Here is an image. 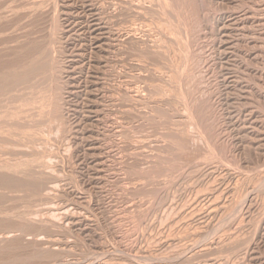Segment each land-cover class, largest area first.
<instances>
[{
	"label": "rangeland",
	"instance_id": "374dc122",
	"mask_svg": "<svg viewBox=\"0 0 264 264\" xmlns=\"http://www.w3.org/2000/svg\"><path fill=\"white\" fill-rule=\"evenodd\" d=\"M19 1L0 59L37 69L0 93V219L30 203L32 229L0 255L264 264V0Z\"/></svg>",
	"mask_w": 264,
	"mask_h": 264
},
{
	"label": "bare ground",
	"instance_id": "6f19581e",
	"mask_svg": "<svg viewBox=\"0 0 264 264\" xmlns=\"http://www.w3.org/2000/svg\"><path fill=\"white\" fill-rule=\"evenodd\" d=\"M18 1H19V0H18ZM28 1H29V0H28ZM28 1H27V2H28ZM12 2H13V1H12ZM19 2H20V1H19ZM4 3H5V2H4ZM21 3L23 4V2H21ZM21 3H20V4H21ZM29 3H31V2H29ZM10 4H13V3H10ZM201 4H202V3H201ZM17 5H18V4H17ZM0 6H1V4H0ZM6 6H7V4H6ZM27 6H28V5H27ZM192 6H193V5H192ZM2 7H3V6H2ZM4 7H5V6H4ZM9 7H10V6H9ZM21 7L25 8L24 6H21ZM0 8H1V7H0ZM6 8H7V7H6ZM26 8H27V7H26ZM26 8H25V10H26ZM28 8H29V7H28ZM194 8H196V7H194ZM201 8H202V7H201ZM205 8H206V7H205ZM12 9H13V8H12ZM12 9H10V10L7 9V11H11ZM15 9H16V8H15ZM15 9H14V10H15ZM17 9H18V7H17ZM17 9H16V10H17ZM27 10H28V9H27ZM27 10H26V11H27ZM170 10H171V9H170ZM1 11H2V10L0 9V12H1ZM3 11L5 12V10H3ZM12 11H13V10H12ZM12 11H11V13H12ZM22 11H24V10H22ZM26 11H25V12H26ZM4 12H3V13H4ZM14 12H15V11H14ZM18 12H19V11H18ZM176 12H177V11H176ZM22 13H23V12H22ZM172 13H173V12H172ZM191 13H192V12H191ZM0 14H2V13H0ZM16 14H17V13H16ZM24 14H25V13H24ZM28 14H29V13H28ZM20 15H21V14H20ZM20 15H19V16H20ZM174 15H175V14H174ZM184 15H185V14H184ZM175 16H176V15H175ZM208 16H209V14H208ZM2 17H3V16H2ZM25 17H26V16H25ZM3 18H4V17H3ZM21 18H22V17H21ZM26 18H27V17H26ZM28 18H29V17H28ZM194 18H195V17H194ZM168 19H170V18H168ZM202 19H203V18H202ZM17 20H18V19H17ZM24 20H25V19H24ZM196 20H197V18H196ZM199 20H200V19H199ZM19 21H21V20H19ZM22 21H23V20H22ZM29 21H30V20H29ZM174 22H175V21H174ZM195 22H196V21H195ZM199 22H200V21H199ZM169 23H170V22H169ZM175 24H176V23H175ZM173 25H174V24H173ZM176 26H177V25H176ZM23 27H24V26H23ZM2 28H3V27H1V29H2ZM12 28H13V27H12ZM24 28H25V27H24ZM174 28H175V27H174ZM199 28H200V27H199ZM236 28H237V27H236ZM1 29H0V31H1ZM4 29H5V27H4ZM26 29H27V28H26ZM14 30H15V29H14ZM7 31H8V30H7ZM26 31H27V30H26ZM30 31H31V30H30ZM173 31H174V30H173ZM27 33H29V32H27ZM27 33H26V34H27ZM37 34H38V33H37ZM19 35H20V34H19ZM27 35H28V34H27ZM41 35H42V34H41ZM19 37H20V36H19ZM30 37H31V36H30ZM16 38H17V37H16ZM24 39H25V37H24ZM24 39H23V40H24ZM27 39H29L28 36H27ZM49 39H50V38H49ZM17 40H18V39H17ZM17 40H15V41H17ZM19 40H20V39H19ZM25 40H26V39H25ZM10 41H11V40H10ZM31 41H32V39H31ZM23 42H25V41H23ZM28 42H30V41H28ZM38 42H39V40H38ZM42 42H43V41H42ZM42 42H41V40H40V44H41ZM34 43H35V42H34ZM36 43H37V41H36ZM6 44H7V43H5V45H6ZM16 44H17V42H16ZM16 44H15V45H16ZM19 44H20V43H19ZM37 44H38V43H37ZM37 44H35V45H37ZM43 44H44V43H43ZM1 45H2V44H1ZM5 45H2V46L4 47ZM19 46H22V44L19 45ZM19 46L14 47L16 50H13V51H14L13 56H12L11 58L8 57V58H10L11 60L9 59V61H7V62H2L3 60L0 59V61H1V62H0V93H2V94L5 93V90L8 91V89H9V88H12L13 86H14V89H15V87H16L15 85H17V84L19 85V83L22 84V82L28 81L29 78H30V76L32 75V74H31V71H32L34 68L32 69L31 66H32L34 63L31 65V59L28 60V61L25 62V63H21V60H22V57H23V56H25V57H26V56H27V57L30 56V52H31V50H32V49L30 48V44H29V47H28L27 45H26V46H22V47H24V53H20V52H19V51H20V50L18 49ZM33 46H34V45H33ZM37 46H38V45H37ZM42 46H43V45H42ZM3 47H2V48H3ZM39 47H40V46H39ZM2 48H1V49H2ZM4 48H5V47H4ZM14 48H13V49H14ZM34 48H35V47H34ZM37 48H38V47H37ZM1 49H0V50H1ZM5 49H6V48H5ZM5 49H4L5 52H7V51L9 50V49H8V50L6 51ZM41 49H42V48H41ZM11 50H12V49H11ZM21 50H23V48H22ZM2 51H3V49H2ZM32 51H33V50H32ZM45 51H46V50H45ZM45 51H44V52H45ZM52 51H53V50H52ZM0 52H1V51H0ZM5 52H4V53H5ZM41 52H42V51H41ZM44 52H43V53H44ZM53 52H54V51H53ZM8 53H9V52H8ZM34 53H35V52H34ZM34 53H33V54H34ZM36 53H37V52H36ZM36 53H35V54H36ZM2 55L4 56L5 54H2ZM31 55H32V54H31ZM37 55H38V54H37ZM39 55H40V54H39ZM39 55H38V57H39ZM43 55H44V54H43ZM43 55H42V56H43ZM0 57H1V55H0ZM33 57H35V56H33ZM33 57H32V58H33ZM23 58H24V57H23ZM29 58H30V57H29ZM36 58H37V56L35 57V59H36ZM44 58H45V57H44ZM2 59H3V58H2ZM26 59H27V58H26ZM45 59H46V58H45ZM47 59H48V58H47ZM32 60L35 62L34 59H32ZM39 60H40V59H39ZM42 61L44 62L43 59H42ZM37 62H39V61L37 60ZM43 62H42V63H43ZM55 63H56V62H55ZM36 64H37V63H36ZM39 64H41V61L39 62ZM39 64H38V65H39ZM44 64H45V63H44ZM46 64H47V63H46ZM52 64H53V63H52ZM231 64H232V63H231ZM42 65H43V64H42ZM42 65H41V66H42ZM60 65H61V64H60ZM54 66H55V65H54ZM61 66H62V65H61ZM33 67H35V66L33 65ZM38 68H39V67H38ZM40 68H41V67H40ZM55 68H56V67H55ZM175 68H176V67H175ZM229 68H230V67H229ZM35 69H37V66L35 67ZM178 69H179V68H178ZM182 69H183V68H182ZM43 70H44V69H43ZM35 71H36V70H35ZM39 71H40V70H39ZM39 71H38V72H39ZM173 71H174V70H173ZM173 71H172V72H173ZM179 71H180V70H178L177 72H179ZM51 72H52V71H51ZM174 72H175V71H174ZM187 72H188V71H187ZM40 73H41V72H40ZM40 73H39V74H40ZM179 73H180V72H179ZM188 73H189V72H188ZM35 74H37V71H36ZM35 74H34V77H35ZM39 74H38V76H39ZM192 74H193V73H192ZM196 75H197V74H196ZM40 76H41V77H39V78H43V79L46 78V77L44 78L42 75H40ZM47 77H48V76H47ZM56 77H57V76H56ZM31 79H32V80H36V78H35V79L31 78ZM37 79H38V78H37ZM55 79H56V78H55ZM185 79H186V78H185ZM195 79H196V78H195ZM176 80H177V78H176ZM190 80H191V79H190ZM38 81H40V80L38 79ZM40 82H41V81H40ZM40 82H38V83H40ZM32 83H33V82H32ZM41 83H42V82H41ZM43 83H44V82H43ZM35 84H36V83H35ZM195 84H196V83H194V85H195ZM22 85H23V84H22ZM22 85H21V86H22ZM27 85H28V84H27ZM30 85H31V84H30ZM33 85H34V84H33ZM33 85H32V86H33ZM39 85H40V84H39ZM39 85H35V86H39ZM43 85H44V84H43ZM179 85H180V84H179ZM19 86H20V85H19ZM23 86H24V85H23ZM23 86H22V88H23ZM28 87H29V86H28ZM19 88H20V87H19ZM24 88H25V87H24ZM33 88H34V87H33ZM40 88H41V87H40ZM195 88H196V87H195ZM16 89H17V88H16ZM25 89H26V88H25ZM41 89H42V88H41ZM9 90H12V89H9ZM178 90L181 91L180 89H178ZM249 90H250V89H249ZM17 91H19V90L17 89ZM17 91H16V92H17ZM21 91H22V90H21ZM28 91H30V90L28 89ZM34 91H35V90H34ZM55 91H56V90H55ZM3 92H4V93H3ZM8 92L11 93L10 91H8ZM42 92H43V90H42ZM40 93H41V91H40ZM14 94H15V92H14ZM14 94H13V95H14ZM23 94H26V93H23ZM43 94H44V93H43ZM240 94H241V93H240ZM18 95H19V94H18ZM186 95H188V94H186ZM14 96H15V95H14ZM22 96H23V95H22ZM35 96H36V95H35ZM25 97H26V96H25ZM27 97H28V96H27ZM39 97H40V96H39ZM42 97H43V96H42ZM28 98H29V97H28ZM22 99H23V98H22ZM35 99H36V98H35ZM11 100H12V99H11ZM13 100H14V99H13ZM15 100H16V99H15ZM28 100H29V99H28ZM41 100H43V99L41 98ZM195 100H196V99H195ZM20 102H21V101H20ZM24 103H25V102H24ZM39 103H40V102H39ZM47 104H48V103H47ZM12 106H13V105H12ZM203 106H204V104H203ZM25 107H26V106H25ZM189 107H190V106H189ZM201 107H202V106H201ZM14 108H15V107H14ZM9 109H10V108H9ZM17 109H18V108H17ZM30 109H31V108H30ZM43 109H44V107H43ZM186 109H187V108H186ZM191 109H192V108H191ZM18 110H19V109H18ZM20 110H21V109H20ZM24 110H25V109H23L22 111H24ZM26 111H27V110H26ZM30 111H31V110H30ZM189 112H190V111H189ZM201 112H202V111H201ZM17 113H20V111L17 112ZM24 113H25V112H24ZM12 114H13V113H12ZM14 114H15V113H14ZM14 114H13V116H14ZM22 114H23V112H22ZM25 115H27V114H25ZM40 115H41V114H40ZM16 116H17V115H16ZM23 116H24V115H23ZM18 118H19V116H18ZM196 118H197V117H196ZM196 118H195V119H196ZM44 119H45V118H44ZM28 120H29V119H28ZM15 121H16V120H15ZM193 121H194V120H193ZM12 123H13V122H12ZM200 123H201V122H200ZM204 123H205V122H204ZM10 124H11V123H10ZM7 125H8V124H7ZM25 125H26V124H25ZM49 126H50V125H49ZM17 127H18V126H17ZM192 128H193V127H192ZM19 129H20V128H19ZM34 129H35V128H34ZM44 130H45V129H44ZM190 130H191V129H190ZM184 134H185V133H184ZM22 136H23V135H22ZM9 137H10V136H9ZM18 137H19V136H18ZM191 137H192V136H191ZM7 138H8V137H7ZM19 140H20V139H19ZM196 140H197V139H196ZM17 143H18V142H17ZM23 143H24V142H23ZM201 143H202V142H201ZM17 145H18V144H17ZM19 146H21V145H19ZM181 149H182V148H181ZM27 154H28V153H27ZM22 155H23V154H22ZM28 157H29V156H28ZM24 158H25V157H24ZM26 158H27V157H26ZM28 160H29V159H28ZM19 161H20V160H19ZM10 162H11V161H10ZM27 162H28V161H27ZM27 162H26V163H27ZM13 166H14V165H13ZM18 166H19V165H18ZM26 166H27V165H26ZM5 167H6V166H5ZM18 168H19V167H18ZM23 168H24V166H23ZM27 168H28V167H27ZM19 169H20V168H19ZM25 169H26V168H25ZM20 170H21V169H20ZM17 171H18V170H17ZM29 171H30V169H29ZM11 172H12V171H11ZM15 172H16V171H15ZM20 172H21V171H20ZM27 172H28V170H26V173H27ZM4 173H5V172H4ZM0 174H1V173H0ZM2 174H3V173H2ZM23 174H24V173H23ZM27 174H28V173H27ZM3 175H4V174H3ZM28 175H29V174H28ZM1 176H2V175H1ZM6 176H7V174H6ZM26 176H27V175H26ZM29 176H30V175H29ZM1 178H2V177H0V179H1ZM8 178H10V177H8ZM27 178H28V177H27ZM10 179H15V178H10ZM10 179H9V180H10ZM24 179L26 180V177H25ZM24 179H23V180H24ZM30 179H31V178H30ZM23 180H22V181H23ZM6 181H7V180H5V182H6ZM13 181H15V180H13ZM18 181H19V180H18ZM18 181H15V183H18ZM0 182H1V181H0ZM19 182H20V181H19ZM25 182H27V181H25ZM6 183H8V182H6ZM6 183H5V184H6ZM27 183H28V182H27ZM5 184H4V182H3V185H5ZM8 184H11V185H12V183H8ZM22 184H23V185H21V183H20L21 186H19V187H21V188L23 189V191H24L25 189L28 188V185H29V184H28V185H25L26 187H22V186H24V183H22ZM30 184H31V182H30ZM3 185H2V186H3ZM14 185H15V184H14ZM16 185H17V184H16ZM32 186H34V184H33ZM5 187H6V186H5ZM11 187L13 188V186H10V185H9L8 188H10V190L12 191V188H11ZM14 187H15V186H14ZM16 187H17V186H16ZM16 187H15V188H16ZM17 188H18V187H17ZM17 188H16V189H17ZM21 188H20V189H21ZM24 188H25V189H24ZM18 189H19V188H18ZM18 189H17V191H15L16 193L19 192V191H21V190H18ZM29 189H30V188H29ZM46 189H47V188H46ZM13 190H14V188H13ZM5 191H6V190H5ZM25 191H26V190H25ZM32 191H33V190H32ZM21 192H22V191H21ZM26 192H30V191L28 190V191H26ZM22 193H24V192H22ZM34 193H35V192H34ZM19 194H20V193H19ZM24 194H25V193H24ZM29 194H30V193H29ZM31 194H32V193H31ZM31 194H30V195H31ZM7 195H9V194H7ZM7 195H6V197H7ZM25 195H26V194H25ZM11 196H12V195H11ZM21 196H23V194H22ZM26 196L28 197V194H27ZM36 196H37V194H36ZM9 197H10V195H9ZM14 197H15V196H14ZM0 198H2V197H0ZM16 198H17V197H15V199H16ZM29 198H31V196H30ZM29 198H28V199H29ZM35 198H36V197H35ZM3 199H5V197H4ZM7 199H8V198H7ZM10 199L12 200V198H9V201H10ZM20 199H21V198H20ZM1 200H2V199H1ZM26 200H27V199H26ZM5 201H6V203L8 202L6 199H5ZM17 201H18V200H16L15 202H17ZM29 201H31V200H29ZM12 202H13V201H12ZM0 203H1V201H0ZM4 203H5V202H4ZM2 204H3V202H2ZM27 204H28V202H27ZM6 205H7V204H6ZM6 205H5V206H6ZM11 205H12V204H11ZM15 205H17V204H15ZM15 205L11 206V207L14 208V209L11 208V209H10L11 211L15 210ZM3 206H4V205H2V206H0V207H3ZM5 206H4V207H5ZM8 206H9V204H8ZM8 206H7V207H8ZM28 206H29V208L27 207V205H26V207H24V212H25V213L23 212L21 215H17V216L15 215V218H17L18 216H22V217L24 218V216L29 215V218H30V220H31V217H30V214H31L30 203H29ZM37 206H38V205H37ZM7 207H5V208H7ZM17 207H18V206H17ZM17 207H16V209H17ZM47 207H48V206H47ZM5 208H4V209L2 208V209L5 210ZM8 208H10V206H9ZM25 208H28L30 211H29V210H28V211H27V210L25 211ZM34 208H35V207H34ZM45 208H46V207H45ZM2 209H1V211H2ZM18 209H20V208H18ZM8 210H9V209H8ZM8 210L6 209V211H8ZM10 210H9V212H11ZM40 210H41V209H40ZM17 211H18V210H17ZM17 211L14 212V213H17ZM20 211H21V210H20ZM49 211H50V210H49ZM2 212H3V211H2ZM2 212H0V215H2V214H1ZM9 212H5V215H6V213H9ZM34 212H35V211H34ZM12 213H13V212H12ZM12 213H10V214L12 215ZM14 213H13V214H14ZM20 213H21V212H20ZM20 213H18V214H20ZM43 213H45V212L43 211ZM41 214H42V213H41ZM3 215H4V214H3ZM3 215H2V216H3ZM8 215H9V214H8ZM227 216H228V215H227ZM10 217H11V216H10ZM22 217H20V219H19V218H18V219H19V220H22L23 222H22V221H18V220H16V219H14L13 217L9 219V216H8V218H7V217H6V218L1 217L2 220L4 219L5 222H2V220L0 219V225H2V226L4 225V226H5L4 228L7 229V230L9 229V228H7V227H10L11 229L8 230V232H9V231H11V232H12V231L15 232V235H13L14 237H15L16 234H17V233H16V230L22 231V233L24 232V236L27 235V234L29 235V234H31V232H28L27 230H28V229H29V230L32 229V228H31L32 226H31V224H30L31 221H30V223L27 222V221H24L25 218L22 219ZM40 217H41V215H40ZM43 217H44V216H43ZM13 219H14V220H13ZM27 219H28V218H26L25 220H27ZM33 219H34V218H33ZM35 219H36V218H35ZM37 219H38V218H37ZM15 220H16V221H15ZM28 220H29V219H28ZM39 221H40V220H39ZM47 222H48V221H47ZM2 223H3V224H2ZM6 226H7V227H6ZM34 226H36V225H34ZM34 226H33V228H38L37 226H36V227H34ZM1 228H2V227H0V229H1ZM4 228H2L0 231L2 232V230H3ZM30 228H31V229H30ZM5 229H4V230H5ZM41 229H42V228H41ZM4 230H3V232L5 233L6 230H5V231H4ZM33 230H34V229H33ZM36 231H37V230H36ZM11 232H10V235L12 234ZM32 232H33V231H32ZM4 233H3V235H4ZM6 233H7V232H6ZM18 233H19V232H18ZM13 234H14V233H13ZM0 235H2V233H0ZM3 235H2V237L5 238V240H8V239H9V238H6L7 236L5 237V236H3ZM8 235H9V234H8ZM17 235H18V234H17ZM19 235H22V234L19 233ZM19 235H18V237H19ZM28 235H27V236H28ZM11 236H12V235H11ZM13 236L11 237L12 239L14 238ZM24 236H23V238H25ZM27 236H26V237H27ZM9 237H10V236H9ZM16 237H17V236H16ZM16 237H15V238H16ZM11 238H10V240H8L9 242L7 241L8 243H6V244H8V246H11V245L9 244L10 241H12ZM15 238H14V240H15ZM23 238H22V239H23ZM39 238H40V237H39ZM0 239H1V237H0ZM18 239H20V237H19ZM18 239H17V240H18ZM22 239H21V240H22ZM25 239H26V238H25ZM30 239H31V238H30ZM30 239L28 238V240H30ZM17 240L13 241V243L11 242L12 245H14V246L17 245V243H18ZM26 240H27V239H26ZM28 240H27V241H28ZM1 241H4V239H2ZM27 241H26V242H27ZM39 241H40V240H39ZM19 242H20V241H19ZM23 242H24V241H23ZM23 242L21 241V243H23ZM3 243H4V242H3ZM3 243H2V244H3ZM30 243H31V241H30ZM41 243H42V242H41ZM24 244H25V243H24ZM24 244H22V245H24ZM27 244H29V243H27ZM0 245H1V244H0ZM18 245H19V243H18ZM18 245L16 246L17 248H18ZM20 245H21V244H20ZM30 245H31V244H30ZM30 245H27V246L30 247ZM4 246H5V244H4ZM8 246H7V249H5V253H7L6 250H10V249H11L10 247L8 248ZM14 246H13V247H14ZM24 246H25V245H24ZM27 246H26V247H27ZM2 248H3V247H2ZM2 248H1V249H2ZM17 248H16V249H17ZM19 248L21 249V246H19ZM19 248H18V250H20ZM12 249H13V248H12ZM12 249L10 250V252L12 251ZM16 249H15V250H16ZM22 249H23V247H22ZM25 249H27V248H25ZM15 250H14V252H15ZM23 250H24V249H23ZM35 250H36V249H35ZM16 251H17V250H16ZM21 251H22V250H21ZM21 251H18V253H14V252H13V255H12V253H11V255H10V254H6L5 257L3 256L4 258L2 257V255H0V256L3 258V259L0 258V259H1V260H0V264H29V263H31V261L28 262V261L31 260V259H28V256H27V255H26L27 257H25V258H24V256H21V255L24 254L25 252H23L22 254H19V252H21ZM25 251H26V250H25ZM27 251H28V249H27ZM29 251H30V252H29ZM29 251H28V252L31 253V250H29ZM39 251H40V250H39ZM41 252H42V251H41ZM2 253H3V252H2ZM2 253H0V254H2ZM5 253H4V254H5ZM8 253H9V252H8ZM26 253H27V252H26ZM15 254H16V255H15ZM27 254H28V253H27ZM47 254H48V253H47ZM50 254H51V253H50ZM50 254H49V255H50ZM36 255H37V254H36ZM36 255H35V256H36ZM46 256H47V255H46ZM38 257H39V256H38ZM40 257H41V256H40ZM22 258H24V259H22ZM29 258H31V255H29ZM32 258H33V257H32ZM26 259H28V260L26 261Z\"/></svg>",
	"mask_w": 264,
	"mask_h": 264
}]
</instances>
